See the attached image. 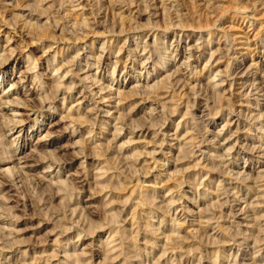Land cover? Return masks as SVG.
<instances>
[{
	"label": "rangeland",
	"instance_id": "374dc122",
	"mask_svg": "<svg viewBox=\"0 0 264 264\" xmlns=\"http://www.w3.org/2000/svg\"><path fill=\"white\" fill-rule=\"evenodd\" d=\"M10 52L0 264H264V0H0Z\"/></svg>",
	"mask_w": 264,
	"mask_h": 264
},
{
	"label": "bare ground",
	"instance_id": "6f19581e",
	"mask_svg": "<svg viewBox=\"0 0 264 264\" xmlns=\"http://www.w3.org/2000/svg\"><path fill=\"white\" fill-rule=\"evenodd\" d=\"M236 10V9H235ZM32 15H34L33 13H29V14H21L19 17H22V16H27V17H30V16H32ZM39 16V15H38ZM18 17V18H19ZM34 18V17H33ZM150 18V17H149ZM31 22V21H30ZM25 23H28V21H26ZM30 25V24H29ZM23 26V25H22ZM24 26H26V24L24 25ZM34 26V25H33ZM59 27V26H58ZM24 28V27H23ZM28 28V27H27ZM36 28V27H35ZM38 28V27H37ZM15 29V28H14ZM15 31V30H14ZM19 32V31H18ZM16 33V32H15ZM41 34H42V32H41ZM33 35V34H32ZM209 35H211V33H209ZM12 37V36H11ZM41 37H42V35H41ZM11 39V38H10ZM8 41V40H7ZM10 42V41H9ZM197 46V45H196ZM6 47V46H5ZM199 48H205V43L203 42V44L201 45V46H199ZM198 49V48H197ZM6 50V49H5ZM4 50V51H5ZM199 50V49H198ZM14 51V50H13ZM5 54H7V53H5ZM13 56V53H11L10 52V54H8V55H5V57H3L1 60H0V72H4L5 71V68H6V64L10 61V59H11V57ZM57 56V55H56ZM183 63V62H182ZM32 69V68H31ZM71 70V69H70ZM37 76V75H36ZM37 79V78H36ZM59 80V79H58ZM16 83L14 82L12 85H15ZM58 84V83H57ZM62 87V86H61ZM60 87V88H61ZM165 88V87H164ZM166 90H167V88H166ZM60 92H61V90H60ZM66 95V94H65ZM158 96V95H157ZM66 99V98H65ZM64 99V100H65ZM23 101V100H22ZM24 102V101H23ZM72 111V110H71ZM75 111V110H74ZM72 113V112H71ZM38 120V118H35V121H37ZM9 121H12L11 123H13L11 126H15V127H17V125H18V123H24V120H15L16 122H14V120L12 119V120H9ZM71 123V122H70ZM7 125V124H6ZM20 126V125H19ZM74 128V127H73ZM23 130V128L22 129H20L19 130V132H18V134L20 135V133H21V131ZM76 130V129H75ZM75 130L73 131V132H75ZM44 137H46V136H44ZM17 147V146H16ZM15 151V150H14ZM50 166H52V165H50ZM8 169H9V167H8ZM68 231H69V229H68Z\"/></svg>",
	"mask_w": 264,
	"mask_h": 264
}]
</instances>
